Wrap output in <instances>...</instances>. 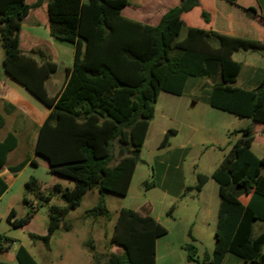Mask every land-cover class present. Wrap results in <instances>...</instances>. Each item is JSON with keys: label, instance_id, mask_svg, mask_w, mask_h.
<instances>
[{"label": "trees", "instance_id": "trees-1", "mask_svg": "<svg viewBox=\"0 0 264 264\" xmlns=\"http://www.w3.org/2000/svg\"><path fill=\"white\" fill-rule=\"evenodd\" d=\"M45 1L51 37L75 47L73 67L56 96L48 94L45 82L57 72V63L43 52L38 53V62L20 48L24 19ZM208 6L202 0H179L167 8L158 24L151 25L125 15L128 7L140 8L138 0H37L34 4L0 0L4 70L50 109L39 129L35 153L47 160L50 172L74 182L73 189L55 186L65 206L50 204L53 194L42 193L34 178L27 183L28 193L48 205L47 235L30 234L34 244L43 242L49 248L53 234L66 227L67 215L81 206L92 189L101 197L87 216L110 221L112 215L103 195H128L160 94L183 96L190 79L218 73L221 81L210 87L206 102L251 124L240 131L243 137L211 175L220 197L213 254L205 253L198 260L190 234L192 241L184 246L186 264H222L226 255L242 264H264V230L255 233L256 224H264V158L251 151L255 126H261L264 135V79L254 90L237 87L242 64L233 60L240 50H264V18L255 9H246L260 26L257 40L223 35L212 30ZM183 30L186 35L181 38ZM5 125L0 113V130ZM175 135V130H169L161 147L169 146ZM16 146L14 135L0 143V170ZM117 147L126 155L113 164ZM28 163L26 160L9 170L20 172ZM208 179L198 174L191 190L200 193ZM154 186V182H146L147 188ZM5 189L0 180V196ZM243 194H251L246 206L239 200ZM22 203L29 208L24 217L18 218L15 209L7 217L14 228L27 225L39 208L37 202L33 210L34 201L28 196ZM166 234L150 215L121 209L110 240V246L121 252L109 253L101 263L100 255L91 248L94 264H156V240ZM14 243L0 235V253L8 252ZM16 257L19 264H38L23 246Z\"/></svg>", "mask_w": 264, "mask_h": 264}, {"label": "crops", "instance_id": "crops-1", "mask_svg": "<svg viewBox=\"0 0 264 264\" xmlns=\"http://www.w3.org/2000/svg\"><path fill=\"white\" fill-rule=\"evenodd\" d=\"M36 1L37 0H34L32 3H29L27 0L28 4H34ZM83 1L88 2V0ZM138 1L140 3V8L136 9L128 7L124 10L125 15L129 18L151 25L158 24L160 18L165 13L167 8L169 6H175L179 2V0ZM202 1L203 3H208L209 5L207 9H209L212 14L211 28L215 32L223 35L251 40H257L260 38V26L256 24L254 18L248 15L246 9L253 8L256 10L258 16L264 18V0H236L235 3H231L227 0ZM45 13H47V1H45L40 7L32 9L30 14L24 19L20 33V48L23 54L32 56L38 62H40L38 53L43 52L49 59L57 63L59 67L57 72L51 75L50 78L45 82V87L48 94L50 96H56L62 91L65 85L67 74L73 67L75 60V47L73 45H70L69 47V45L56 43L57 41L55 42V39H53L50 35V26L49 22L45 20ZM43 18L44 22L41 23L40 20ZM23 34L27 35L26 40L30 42L29 46L26 48L29 49L27 52L23 50ZM42 44L51 47V49H49L50 54L47 53L46 49L42 48ZM243 52L244 57L250 58L251 61H238L236 56L240 53V51L233 55V60L242 64V71L243 69H248L244 75V80L246 83L239 86L237 80L236 86L244 90H254L264 79V50L260 51L259 53L257 51ZM64 57L66 59V64L63 63L64 69H61L58 61H61V59ZM3 60L4 58L0 59V113L6 120V125L4 128H7V131L1 137L0 143L3 142L8 135H14L17 138L18 146V138L23 136V133L28 132L27 138L34 139V148H36L39 129L49 116L50 109L45 105L37 104L33 99L29 98L27 95L28 91L5 72ZM58 76L61 77L59 78ZM189 84L190 83H188V85ZM193 86L199 89L201 83H194ZM204 86H206V84ZM187 88L188 87H186V91L183 96H174L171 94L167 95V93L160 94L155 106V115L150 123L147 138L143 147L144 149L146 146H148V144H152L153 147L158 152H160V154L155 157L158 176L157 182L155 183V186L149 190L161 188L164 194V199L170 202H175L178 199L184 197L187 192H196L195 190H191L196 186L197 183L195 182L194 185L190 184L188 171L185 167L187 161L197 152V147L200 144L206 142H215L223 134L229 135V123L232 121L231 117H228V113L212 108L206 102L207 96L205 98H201L200 96H190L188 95ZM51 92H53V94H50ZM221 121L225 122L223 126L221 125ZM250 124V120L242 123V126L239 128V130L241 131L245 129ZM169 130H175L176 135L171 138L169 146L162 148V139ZM233 131H237V129H234ZM254 144L264 146L262 127L258 125L255 126V141L253 142L252 146ZM15 149L7 156L6 167L0 170V180L6 186V189L0 196V200L12 188L15 181L16 173L9 170L15 166H8V157L15 151ZM125 155L126 153L121 154L118 152V158L115 159L113 164H116ZM33 161L35 162V160ZM140 163H143V161ZM140 163L134 172L131 185L134 182V178L138 174L139 170L142 169V167H140ZM218 167L219 166H217L214 170L210 169L209 172L205 174L209 177V179L203 190L195 195L197 196L198 200V212L195 216L196 219L190 224L182 226L178 230L179 233L177 232L178 236L180 237L178 244L183 249L189 240L192 241V239H194L195 244H202V241L205 238L210 240L212 238L214 240H212L214 251L220 197L219 186L211 178V175ZM195 174L197 176L198 174L202 173L196 171ZM212 182H215L216 185H214ZM55 186L56 184L53 185V189L55 192H57L55 190ZM60 187L62 190H64L61 185ZM73 188L74 186L70 189ZM92 190H96L99 200L101 197L100 192L97 189ZM40 191L44 194H47L43 191V188H40ZM57 194L60 196L59 192H57ZM103 198L105 201V194L103 195ZM250 199L251 194H243L239 197V200L245 206L249 203ZM106 201L105 203L107 205ZM51 203L52 202H50V204ZM12 209L15 208H11V210ZM77 209L71 211L70 213L76 212ZM108 209L111 213L109 207ZM155 210L156 208L154 207L153 203H148L145 207H141L140 210L134 211L143 216L150 215L167 230V234L165 236H162L156 240V264H159L160 248L164 250L169 249L171 246V241L169 240L171 234L173 233L171 225L173 224L172 220L174 218L172 216L173 211H168L167 213L163 214L159 211L155 213ZM70 213L67 215L66 221L70 222L72 225L61 227L53 234L51 238L49 250L53 249L54 240L57 234L60 232V235L57 239V245L61 249V253L57 260L54 258L50 259L48 261L49 264H94L93 252L91 251V248L95 249L96 254H100L99 243H103V250L110 248V253L121 252V249L118 247L110 246V240L117 220L115 221L113 227L108 228L106 222L107 220L103 218H96L94 222H89L87 220V215V217L76 214L70 216ZM36 218L37 215H35L27 225L21 228L27 229L33 227ZM73 220H77L78 224L74 225L72 222ZM48 225L49 223L46 225L45 229L39 228L38 232L34 229H30V234L43 237L47 235ZM262 230L263 227H261L260 223L256 224V235L260 234ZM93 233L96 235V238L94 239L92 237L88 239V236L90 234L92 235ZM190 234L192 239L189 236ZM15 244L16 242L8 252L0 253V263L15 264L18 262L16 255L19 247L21 246L25 247L32 257L37 261L30 248L22 243L17 246ZM88 250L90 251L91 255L88 253ZM102 254H104L103 257L107 259L108 254L106 252ZM227 262L238 264L236 259L231 255H226L222 264H226ZM37 263L39 264L38 261Z\"/></svg>", "mask_w": 264, "mask_h": 264}, {"label": "rangeland", "instance_id": "rangeland-1", "mask_svg": "<svg viewBox=\"0 0 264 264\" xmlns=\"http://www.w3.org/2000/svg\"><path fill=\"white\" fill-rule=\"evenodd\" d=\"M34 0H28L29 3H32ZM46 12V11H45ZM45 20L49 22L47 13H45ZM41 23L44 22V18L40 20ZM186 35V30H183L181 34V38ZM27 35H22V44L23 50L27 52V46H29L30 42L26 40ZM56 42V40H55ZM63 45H70L69 43L59 42ZM42 44V48L46 49L47 53L50 54L51 47L48 45ZM24 51V52H25ZM258 53L260 51H257ZM258 55V54H253ZM5 58V51L0 42V59ZM238 61L241 62H250L251 59L248 57H244L243 50H240V53L236 56ZM61 69H64V64H66L65 57L58 61ZM64 63V64H63ZM248 69H243L241 75L238 79V85L241 86L245 84L244 75ZM59 78L61 76H58ZM221 81V77L218 73H215L211 77H205L201 79H190L189 85L187 86L188 95L190 96H197L201 98H205L207 96V92L209 91L210 87L217 82ZM194 83H201L199 89L195 88L193 85ZM206 84V86H204ZM50 94H53L51 92ZM29 98L33 99L37 104L44 105L40 100H38L34 95L30 92H27ZM168 95V94H167ZM170 95V94H169ZM228 117H231L232 121L229 123V135H222L220 136L215 142H206L200 144L197 147V152L191 156V158L187 161L185 167L188 171V178L190 180V184L194 185L195 182L197 183V176L195 172H200L202 174H207L209 170H214L217 166H220L224 160L228 157L231 152L233 145L243 137L242 133L240 132L239 128L242 126V123L249 121L248 119H241L231 114H227ZM224 121H221V125H224ZM223 128V127H222ZM237 129V131H233ZM7 128H4L0 131V139L6 133ZM223 132V131H221ZM27 134L23 133V136L18 138V146L13 153H11L8 157V166H17L18 164L29 160V163L26 167L16 173L15 181L12 188L1 198L0 200V235L3 237H7L10 240H15L16 246L19 244H24L34 254L39 264H49L48 261L52 258L55 260L58 259L61 249L57 245V239L59 237V233L57 234L54 240V246L52 250L47 248L43 242L33 243L32 239L30 238V229H34L38 232L39 228L45 229L46 225L49 223V216H48V205L45 204L43 201L35 198L34 195L28 193L27 183L30 181L31 178H34L40 188H43V191L47 194H53V200L51 204L57 206H65V202L58 196L57 192L54 191L53 185L60 184L64 189L72 188L74 186V182L69 180L63 176L53 174L50 172L49 164L47 160L41 156L35 154L34 148V139L27 138ZM163 140V139H162ZM120 145V144H118ZM252 152L259 158H264V146L254 144L251 148ZM117 153L115 152V159L118 158V152H120V147L116 148ZM160 152H158L152 144H148L143 151L141 152V160L143 163H140L141 170H139L138 174L134 178V182L131 185L130 191L126 197H120L114 194H107L106 195V202L108 207L111 210L112 216L110 221H106L108 228L113 227L115 221L118 218V212L120 209H132V210H140L141 207H145L148 203H153L154 207L156 208L155 213L158 211L165 214L171 210L172 207H175L173 210V224L171 225L173 233L170 236L171 246L169 249H162L160 248V262L159 264H186L187 262V252L178 244L180 237L178 236L177 232L179 233V229L187 224L193 222L196 218V214L198 212V200L196 192H187V194L178 199L175 202L166 201L164 199V194L161 188L151 189L146 187V182H157V165L155 163V157L158 156ZM35 160V164L32 161ZM114 163V161H113ZM213 181V180H212ZM214 185L215 182H212ZM25 196H28L29 200H32L36 203L37 209V202L39 203L38 212L35 214L37 218L35 220V224L33 227L24 229V228H14L10 222L7 220L9 212L11 208H15L17 211V217L21 218L24 217L29 210V208L25 207L22 203ZM195 196V197H194ZM98 197L96 190H90L88 194L84 197L82 205L77 209L76 212L70 213L72 215H83L87 217L86 211L91 209L98 203ZM35 209V210H36ZM34 210V209H33ZM102 219V218H101ZM100 219V220H101ZM80 220V219H78ZM89 222H94L96 218L93 216H88L87 219ZM74 225H77L78 221H72ZM72 225L70 222L66 221V226ZM261 227L264 230V224L260 223ZM96 235L93 233L88 236L89 238H96ZM202 236V235H200ZM169 239V238H168ZM213 239L205 238L202 241V244L194 243L195 247L197 248V258L198 260H202L205 253L210 255L213 254ZM191 240L188 241L190 243ZM107 245V244H106ZM100 247V261L101 263L105 262V258L103 257L104 252L107 254L110 253V248H106L103 250V243H99ZM162 249V250H161ZM88 253L91 255L90 251ZM1 256V255H0ZM232 256V255H231ZM234 257V256H232ZM238 264H242V262L234 257ZM15 264H18L16 262ZM226 264H233V263H226Z\"/></svg>", "mask_w": 264, "mask_h": 264}, {"label": "built area", "instance_id": "built-area-1", "mask_svg": "<svg viewBox=\"0 0 264 264\" xmlns=\"http://www.w3.org/2000/svg\"><path fill=\"white\" fill-rule=\"evenodd\" d=\"M33 209H34V210L36 209V205H35V204H33Z\"/></svg>", "mask_w": 264, "mask_h": 264}]
</instances>
